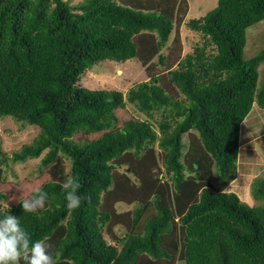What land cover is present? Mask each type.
Masks as SVG:
<instances>
[{"label": "trees", "instance_id": "obj_1", "mask_svg": "<svg viewBox=\"0 0 264 264\" xmlns=\"http://www.w3.org/2000/svg\"><path fill=\"white\" fill-rule=\"evenodd\" d=\"M186 5L0 0V119L39 129L11 161L44 153L40 165L50 176L40 187L48 194L44 209L24 213L21 200L7 210L0 193V218H19L33 242L49 237L56 264H264V177L251 184L257 206L214 186L236 178L241 124L255 104L264 109V50L244 59L246 30L264 21V0H216L187 22L215 55L195 49L180 58L178 37L161 54ZM131 59L148 80L125 97L77 85L99 62ZM164 110L158 135L149 120ZM59 156L82 184L86 199L76 210L65 206ZM7 161L0 151V163ZM121 203L134 208L119 213ZM117 226L125 229L119 250L103 238L113 240Z\"/></svg>", "mask_w": 264, "mask_h": 264}, {"label": "rangeland", "instance_id": "obj_2", "mask_svg": "<svg viewBox=\"0 0 264 264\" xmlns=\"http://www.w3.org/2000/svg\"><path fill=\"white\" fill-rule=\"evenodd\" d=\"M71 6L77 5L83 0H68ZM187 13L185 14L178 30H173L167 46L162 49L161 54L166 55L168 46L174 38H179L180 58L185 55L193 54L195 49L203 50L208 57L215 55V49L212 45L207 44L206 38L202 34L191 31L186 24L191 19H199L207 12L215 8L216 0H185ZM264 50V21L250 27L246 30V44L244 49V59H250ZM155 58L151 62L156 71L162 68ZM263 62L257 68L258 74L261 76ZM148 80L145 69L136 59L128 60L124 63H116L104 60L87 69L80 77L77 84L80 87L90 90H106L118 91L124 97L129 89L136 84ZM260 83V77H259ZM173 99L180 101L183 97L179 93L172 91ZM126 110L138 119H144L145 116L138 114L131 106L126 105ZM166 110L153 113V117L149 120L153 123V128L158 135L160 130L158 124L163 121L162 116ZM122 112L121 115H123ZM159 122V123H158ZM191 133H195L192 132ZM39 135V129L36 126L28 125L26 122H16L11 117H3L0 119V151L8 158L6 163H0V193L5 196L1 203L5 208L16 205L19 201L29 198L36 188H40L43 184L50 181V176L46 173L47 168L40 165L39 158L27 159L24 162H12L11 156L14 152H19L24 145H29ZM196 135V133H195ZM197 136V135H196ZM189 136H182L183 149L185 152L189 146ZM156 149L157 146L155 145ZM59 164L62 165L63 173L69 176L70 161L59 156ZM236 175L238 178L229 182L226 186H214L223 192H233L239 197L242 203L248 206H257L259 201H255L251 195V184L258 178L257 173L264 171V109H260L255 104L249 115L242 122L240 127L239 153L237 158ZM120 172H127V168L120 169ZM119 213L129 211L134 208L133 205H125L124 203L115 206ZM125 237V229L117 226L113 229V240L103 234L108 245L115 246L120 249L121 241Z\"/></svg>", "mask_w": 264, "mask_h": 264}, {"label": "clouds", "instance_id": "obj_3", "mask_svg": "<svg viewBox=\"0 0 264 264\" xmlns=\"http://www.w3.org/2000/svg\"><path fill=\"white\" fill-rule=\"evenodd\" d=\"M264 177V173H257ZM65 206L69 210L78 209L86 199L79 194L82 187L78 176L69 175L60 185ZM48 194L36 188L30 198L20 202L24 213H37L45 208ZM8 210V204H5ZM49 237L33 242L28 231L21 226L20 219L5 214L0 218V264H56L52 254L53 245Z\"/></svg>", "mask_w": 264, "mask_h": 264}, {"label": "crops", "instance_id": "obj_4", "mask_svg": "<svg viewBox=\"0 0 264 264\" xmlns=\"http://www.w3.org/2000/svg\"><path fill=\"white\" fill-rule=\"evenodd\" d=\"M238 178V174L236 175V178H235V180ZM236 194V193H235Z\"/></svg>", "mask_w": 264, "mask_h": 264}]
</instances>
